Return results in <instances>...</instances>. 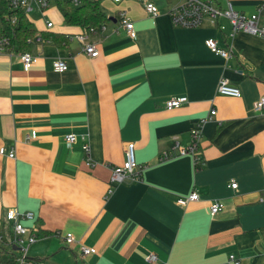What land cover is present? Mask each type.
Returning <instances> with one entry per match:
<instances>
[{
    "label": "crops",
    "instance_id": "crops-1",
    "mask_svg": "<svg viewBox=\"0 0 264 264\" xmlns=\"http://www.w3.org/2000/svg\"><path fill=\"white\" fill-rule=\"evenodd\" d=\"M145 1L157 6V17L145 11ZM186 1L101 2L106 30L91 37L97 58L76 39L81 28L67 26L56 9L52 30L44 20L34 30L60 35L62 44L48 36L28 47L40 57L29 71L17 58L0 57V147L15 150L14 159L0 155V238L12 240L9 211L34 213L33 221H22L38 237L24 264H229L232 255L241 264H264V115L256 110L264 97V39L231 37L226 18L176 27L169 13ZM210 1L247 16L262 8L264 24V0ZM211 39L232 56L213 53ZM55 60L68 70L55 72ZM221 79L241 98L219 95ZM180 98L187 103L167 109ZM212 109L196 164L174 147L188 148ZM70 134L78 136L71 148ZM86 141L93 167L86 166ZM130 143L139 180L113 186L112 167L124 163ZM193 192L198 202L176 204ZM217 202L225 208L212 215ZM67 234L73 245L65 243ZM81 246L97 253L83 257ZM149 254L154 262L146 261Z\"/></svg>",
    "mask_w": 264,
    "mask_h": 264
},
{
    "label": "built area",
    "instance_id": "built-area-1",
    "mask_svg": "<svg viewBox=\"0 0 264 264\" xmlns=\"http://www.w3.org/2000/svg\"><path fill=\"white\" fill-rule=\"evenodd\" d=\"M70 2L75 7H80L85 0H63ZM94 2L112 1L114 3H120L123 0H89ZM56 6V0H0V57L17 58L21 61L25 71H29L32 67L38 64L40 57L24 50L25 47H31L32 45H41L45 42V38L41 31H36L33 36L22 38L17 27V22L20 17L26 18L33 26L35 23L30 18V14L34 11H38L43 14V20L45 30H52L54 23L50 16L46 12L51 8V5ZM55 9H58L57 6ZM145 11L157 17L159 10L157 6L152 3L144 2ZM261 9L257 13L247 16L235 11L230 3L228 8H217L210 0H187L183 5L174 8L170 13V18L174 26L182 28H198L201 27L205 18H209L213 24H216L220 18H226L230 21L232 27L231 37H234L237 33H246L253 36H258L264 39V24L261 23ZM121 23L126 29L127 33L136 38L135 28L133 22L127 20L126 14H121ZM35 28V27H34ZM105 25L100 28L89 27L81 29V32L76 34V39L83 44L84 53L90 58H97L100 55L98 45L91 41L92 36L98 35L100 32L105 31ZM22 32V31H21ZM24 33V32H22ZM206 46L216 55L221 56L224 59H229L232 56L231 51L220 49L214 40L206 41ZM53 69L57 73H63L68 70V65L63 60H55L53 63ZM217 93L221 96L241 98L242 93L240 89L233 86L228 79H221L217 87ZM187 103L186 98L172 99L166 103V107L169 110L179 108L183 104ZM256 110L258 113L264 115V97L259 99L256 103ZM216 115V110L212 109L209 115L199 121L192 134V143L188 148L180 147L179 143L176 144L174 149H178L180 155H191L197 164L200 160L201 154L200 138L202 136V129L206 123L212 121ZM66 145L71 148L78 142V136L76 134H70L65 138ZM82 150L85 154L86 166L93 167L94 163L91 158V147L88 141L82 146ZM135 144L130 143L125 149V161L121 166L112 167V175L110 183L113 186L120 185L126 180H137L141 174L139 163L135 156ZM0 155H8L9 158H15V150L11 149L7 151L5 147H0ZM171 155L168 152L163 153L162 159L166 160ZM139 180V179H138ZM232 189L237 188V184L230 185ZM113 193V189L109 190V194ZM200 196L198 193L193 192L186 197L177 199L176 204L182 208H186L190 203L198 202ZM225 205L222 202L214 203L211 208V214L216 215L222 212ZM8 221L13 226V237L9 240L11 247L16 253H18L15 264H24L28 259V253L30 247L38 241L35 230L32 227H26L22 224V221H33L35 219L34 213L28 212L25 214H19L16 211H9L7 215ZM4 239L3 236L0 238ZM75 242V238L72 234H67L65 237V243L70 246ZM15 248V249H14ZM81 256H89L96 254L95 248L81 246L79 248ZM156 260L154 254H149L146 261L151 263ZM229 264H241L235 256H230Z\"/></svg>",
    "mask_w": 264,
    "mask_h": 264
},
{
    "label": "trees",
    "instance_id": "trees-1",
    "mask_svg": "<svg viewBox=\"0 0 264 264\" xmlns=\"http://www.w3.org/2000/svg\"><path fill=\"white\" fill-rule=\"evenodd\" d=\"M56 6L64 17V23L67 26H76L81 29L89 27L100 28L107 22V18L101 10V2L85 0L80 7H75L70 2L56 0ZM15 29L20 32L22 38L33 36L36 33L34 26L22 16L18 20ZM43 36L44 38L49 36L55 42L62 44L61 40H58L61 38L60 35H49L47 33ZM24 50L29 51L27 47ZM16 257L17 253L11 247L8 239L0 240V264H15Z\"/></svg>",
    "mask_w": 264,
    "mask_h": 264
},
{
    "label": "rangeland",
    "instance_id": "rangeland-1",
    "mask_svg": "<svg viewBox=\"0 0 264 264\" xmlns=\"http://www.w3.org/2000/svg\"><path fill=\"white\" fill-rule=\"evenodd\" d=\"M56 8V6L53 4V5H51V8L46 12V14H48V15H50L51 16V14H55L56 12H55V9ZM53 14V17L55 16ZM30 18L32 19V21L34 22V23H36V25H37V27H42V22H43V14L42 13H40V12H38V11H34V12H32L31 14H30Z\"/></svg>",
    "mask_w": 264,
    "mask_h": 264
},
{
    "label": "water",
    "instance_id": "water-1",
    "mask_svg": "<svg viewBox=\"0 0 264 264\" xmlns=\"http://www.w3.org/2000/svg\"><path fill=\"white\" fill-rule=\"evenodd\" d=\"M15 249V248H14Z\"/></svg>",
    "mask_w": 264,
    "mask_h": 264
}]
</instances>
